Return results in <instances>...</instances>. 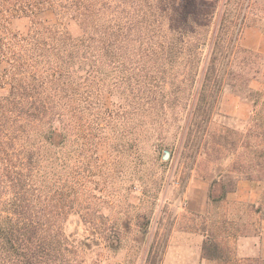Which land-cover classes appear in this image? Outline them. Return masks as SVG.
Returning a JSON list of instances; mask_svg holds the SVG:
<instances>
[{"label": "trees", "instance_id": "trees-1", "mask_svg": "<svg viewBox=\"0 0 264 264\" xmlns=\"http://www.w3.org/2000/svg\"><path fill=\"white\" fill-rule=\"evenodd\" d=\"M218 1L0 0V264H83L65 231L75 188L69 183L59 189L51 175L61 166L66 133L101 130L93 125L101 119L139 118V72L149 87L145 112L156 97L170 95L168 87L174 96L189 90L188 133L206 131L232 76L244 20L242 9L231 16ZM46 13L53 22L42 19ZM17 19L30 21L27 31L14 27ZM211 40L204 63L202 49ZM139 57L161 62L139 64ZM175 65L179 71L171 77ZM109 68L127 75L107 79ZM232 86L253 103L264 128V88ZM114 92L125 103L108 107L104 95ZM165 107L161 101L162 112ZM202 252L208 260L221 258L211 240Z\"/></svg>", "mask_w": 264, "mask_h": 264}, {"label": "rangeland", "instance_id": "rangeland-1", "mask_svg": "<svg viewBox=\"0 0 264 264\" xmlns=\"http://www.w3.org/2000/svg\"><path fill=\"white\" fill-rule=\"evenodd\" d=\"M228 1L219 0V10L227 8L235 16L242 9L244 20L231 59L232 76L223 83L204 133H188L189 90L174 96L168 87L170 95L156 97L145 112L149 87L141 72L139 118L101 119L93 122L101 130L66 133L67 145L58 154L61 166L51 177L59 189L69 183L75 188L65 231L79 262L202 264L208 259L202 251L198 259L197 252L207 240L219 247L221 258L210 260L214 264L264 262V128L255 119L253 103L232 86L264 88V0ZM42 19L54 21L51 13ZM218 22L219 17L214 34ZM13 25L25 32L30 21L17 19ZM70 29L80 33L75 23ZM211 46L212 40L202 49L204 63ZM148 60L161 62L139 57V64ZM178 71L175 65L171 77ZM119 74L127 75L109 68L104 76ZM104 97L108 107L125 103L117 92ZM161 101L166 102L163 112ZM243 238L253 239L255 253L252 247L247 254L240 252Z\"/></svg>", "mask_w": 264, "mask_h": 264}, {"label": "crops", "instance_id": "crops-1", "mask_svg": "<svg viewBox=\"0 0 264 264\" xmlns=\"http://www.w3.org/2000/svg\"><path fill=\"white\" fill-rule=\"evenodd\" d=\"M252 240L253 239H251V238H243V239L240 240V244H241L240 252L242 254H247L249 252V250H250V247H252L251 248L252 251L250 252L251 254L256 252L255 248H254L255 247V242H253ZM201 251H202V246L199 247V250L197 252L198 259H200V257H201ZM198 264H199V262H198ZM202 264H214V263H212L210 260L205 262V259H204Z\"/></svg>", "mask_w": 264, "mask_h": 264}]
</instances>
